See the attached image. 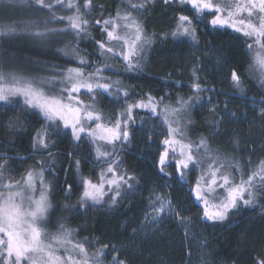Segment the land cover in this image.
Returning <instances> with one entry per match:
<instances>
[{"label":"trees","instance_id":"16d2710c","mask_svg":"<svg viewBox=\"0 0 264 264\" xmlns=\"http://www.w3.org/2000/svg\"><path fill=\"white\" fill-rule=\"evenodd\" d=\"M75 2L83 12V0ZM92 5L91 14L86 17L87 31L79 37L66 34L63 38L67 44L79 46L88 65L92 66L94 60H99L103 67L107 63L105 78L120 82L119 94L115 90L111 95H96L95 105L100 112L114 119L129 101L149 96L163 98L162 104L178 107L180 100L190 97L195 100L193 84L199 83L204 89L199 95L200 102L181 114L190 120L185 125L187 139L195 143L206 138L224 162H239V171L227 170L231 179L236 183L247 179L264 161V116L257 108H264V86L254 71L251 50L247 47L253 41L230 29L212 27L210 14L196 25L198 43L194 46L191 41L174 40L171 32L177 17L183 14L192 18L190 6L152 0L144 10L132 12L152 42L145 48L140 70L128 72L118 58L106 60L101 56L97 41L107 42L102 21L115 18L118 11H129V0H92ZM2 8L19 14L3 15L2 22L8 24L42 21L47 17L46 10L39 15L20 7L9 8L3 2ZM181 8L185 10L180 11ZM55 11L58 15L72 14L59 7ZM97 20L101 23H95ZM55 25L62 27L65 22ZM0 52L42 65L77 66L58 53L25 45L2 42ZM233 70L240 76L239 88L231 81ZM123 91L128 92V97L123 96ZM16 105L17 102L0 105V163L6 162L3 174L10 175L8 171L16 169V177H21L30 170L38 173L43 162V176L50 184L52 203L46 221L50 232H56L63 224L73 230V240L85 243L90 256L108 245L103 248L107 254L104 261L111 262L116 256L126 264H253L255 257L264 254V197L257 195L254 206L239 203L223 222L204 221L201 205L189 195V189L201 176L200 170L188 171L186 186L177 183L174 165L165 169L171 179L160 174L159 136L150 137L137 127H131L127 144L118 145L117 170L136 177L133 190L115 205L106 194L100 204L81 208L83 179L100 183L106 163L96 158L90 142L74 140L62 127L57 131L49 129L46 138L49 147L40 148L37 136L44 133L46 122L40 115ZM69 185L71 195L66 193ZM154 192L170 194L173 204L190 218L187 228L172 215H164L159 223L152 221L155 213L149 209Z\"/></svg>","mask_w":264,"mask_h":264},{"label":"snow or ice","instance_id":"6c2138e0","mask_svg":"<svg viewBox=\"0 0 264 264\" xmlns=\"http://www.w3.org/2000/svg\"><path fill=\"white\" fill-rule=\"evenodd\" d=\"M2 2L9 8L20 7L34 12L46 10L47 18L42 21L30 20L0 26V37H11L21 32L38 39L61 34H74L79 37L81 33L87 31L89 20L86 17L91 14L93 7L92 0H83V12L75 0H2ZM151 2L152 0L138 2L129 0V11L124 13L118 11L115 18L110 17L102 21L107 42L97 41L100 55L106 60L118 58L123 62L124 71L140 70L145 48L152 42L151 37L144 34L140 22L132 15L133 11L144 10ZM163 2L166 5L173 3L190 5L192 18L183 14L177 17L176 26L171 32L174 40L191 41L194 46L198 43L196 25L211 13L213 18L210 24L213 27L232 28L253 41L247 45L249 50L253 49V44L264 50V0L244 2L163 0ZM57 7L67 9L72 14L58 15L55 11ZM244 13H247L246 18L243 17ZM254 13L257 14V22L252 20ZM65 21L67 24L65 28L53 26L57 22ZM95 23L100 24L101 21L97 20ZM65 54L79 57L75 49L66 50ZM78 62L80 65L87 64L83 57H79ZM253 64L261 70L260 83L264 86V51L256 53ZM107 67L106 63L104 68L97 67L92 73H86L83 67L68 68L66 72L61 73L59 79L50 77L47 80H38L18 71L0 67V102L8 104L11 98H18L17 108L38 114L46 122L44 133L37 136V145L40 148L48 149L46 138L49 129L57 131L61 125L64 129L71 130L70 134L76 141L81 140L82 134H86L87 138L93 141H103L112 146L110 150H102L98 145L95 147L97 159H103L107 167L101 172L100 183L93 184L91 180L83 179L81 208L89 201L93 204L101 203L105 194L109 196L111 204L115 205L133 190L136 177L127 171L117 170L120 165L117 141L121 143L128 141L127 127L129 121L133 119L135 108L147 109L153 115L159 116L167 128V136L162 141L165 147L157 162L160 174L171 179V174L165 169L174 162L176 181L181 186H186L188 171L200 170L201 176L197 178L195 186L189 189V195L193 196L195 201L202 202L203 219L223 222L239 203L254 206L257 203V195L264 197V191H261L264 189V161L260 162L258 168L253 170L247 179L242 178L236 183L227 170L234 168L239 171L238 161L224 162L211 148L206 138L202 137L195 143L187 139L185 125L190 123V120L181 114L191 111L195 103L200 102L199 95L204 89L199 83L193 84L195 100L190 97L188 100H180L178 107H171L167 104L162 105L163 98L158 102L149 96L147 102L141 100L136 104H127L125 110L119 114L120 118L115 119L109 126L102 123V116L95 109L97 90L109 93L115 88L118 94L121 92L119 81L104 77L103 73ZM231 81L235 87L241 86L240 76L235 70L231 72ZM81 89L91 94V104H85L79 99L77 94ZM123 96L128 97V92L123 91ZM86 121L95 122V127L86 128ZM12 126L10 123L9 127ZM48 154L51 155V152ZM41 165L38 173L30 170L22 181L13 182L3 180L6 162L0 163V264H104L107 254L103 248H107L108 245H104L90 256L84 242L72 239V229L60 224L56 232L48 230L46 221L51 203L49 189L43 179V162ZM37 182L41 186L38 197L35 195ZM205 187L224 188L226 195L222 200L210 205L204 194ZM68 188L70 191L71 185ZM169 196L170 194L154 192L149 209L151 213H155L151 217L152 221L159 223L164 215H172L187 228L190 218L178 210V206L173 204ZM112 264L126 262L113 256ZM253 264H264V254L255 257Z\"/></svg>","mask_w":264,"mask_h":264},{"label":"rangeland","instance_id":"374dc122","mask_svg":"<svg viewBox=\"0 0 264 264\" xmlns=\"http://www.w3.org/2000/svg\"><path fill=\"white\" fill-rule=\"evenodd\" d=\"M241 2H244V0H241ZM36 13L40 15V12H36ZM3 15H16L17 16L19 14H18V12H11V10H9L7 8H2V0H0V26L10 25L11 23L8 24L7 22H2V16ZM210 15H211V19H212L213 14L210 13ZM243 17L246 18L247 13H244ZM252 20L254 22H257V14L256 13H254ZM23 22H26V21H23ZM12 24H14V23H12ZM53 26L58 27L55 24ZM40 27L42 29L43 25H40ZM65 27H67L66 21H65V25H63L62 27H58V28H65ZM214 28L230 29V30L236 32L234 29L228 28L226 26L224 28H220L219 26H216ZM237 33H240V32H237ZM240 34H242V33H240ZM63 35H66V34L50 36L47 39H38V38H36V37L26 33V32H21L18 35H14L11 37H0V44L2 45V42H4L5 44L9 43V44L20 45V46L25 45L27 47L35 48V49L40 50V51H46V52L51 51V52L58 53L61 56L72 60L77 66L61 68V67H58L55 65H42V64H38L36 62H32L30 59L22 60V59H18V58L12 57V56L5 55L4 53L0 52V67H5L8 70L18 71L19 73H21L23 75L34 77V78H37L38 80H47L50 77H56L57 79H59L61 76V73L66 72V70L68 68L83 67L86 73H92L94 71V69L97 67L104 68L102 65H100L99 60H94L92 66L88 65V63L86 65H80L78 62L79 57H83L84 59H85V57L79 52V50H78L79 46H77V45L75 46V43L73 45H71L70 43L67 44V42H65V39L63 38ZM71 36L76 37V36H74V34H71ZM115 43L116 42H114V44ZM69 49H75L79 53V57L72 56V55H66L65 52H66V50H69ZM258 51H264V50H261L259 48V46L253 44V49L251 50L252 57H254ZM254 71L257 73L258 76H260L261 70L259 69L258 66L254 65ZM103 75H104V73H103ZM114 91H115V88L111 89L109 93H104L102 90H97L95 93V97L97 94H102L104 96L111 95V94L115 93ZM77 95L79 96V99L82 100L85 104H91L92 103V100L90 99L91 94L87 93L86 90L81 89V91ZM147 99H148V97H144V98L142 97V98H139L136 100L129 101L127 104H136L141 100L147 102ZM155 100L159 102L161 99H159V100L155 99ZM13 102H18V98H11V102L8 104H5L4 102H0V105L1 104L9 105ZM127 104H126L125 108L127 107ZM162 105H161V107H162ZM257 108H258V113L261 114L262 116H264V111H262V109H264V108H262V107H257ZM95 109L97 112H99L101 114L102 123H104L105 125L111 126V122H113L117 118H120L119 117L120 113L114 119H110V118L105 117V115L100 112V110L97 108L96 105H95ZM85 125H86V128H88V127L94 128L95 122H87L86 121ZM61 127H62V125H61ZM131 127L139 128L142 133H145L150 137H153V135L157 134L159 136L160 141H161L160 147H159V155H160V153L164 150V147H165L163 145L162 141L167 136V128H166V126L163 125L161 118L159 116L153 115L147 109H140V108L133 109V119H132V121H129L128 127H127V131L129 132L128 141L126 143H121L120 141H117V145L127 144L130 141V137H131L130 129H131ZM64 130H67L69 133H71L70 129H64ZM86 141L90 142L94 146V149L97 145L100 146L102 148V150H110L112 147L111 145H108L103 141H99V140L93 141V140L87 138L86 134H82V138L78 142L85 143ZM96 158H97V156H96ZM171 163H172V165H174V162H171ZM170 168H171V166L167 167L166 169H170ZM8 173H11V174L10 175L8 174L9 176L6 174H3V180L4 181H8V180H11L13 182L22 181L26 177V174H27L26 173L25 175H23L21 177H16V169L10 170V171H8ZM38 179L39 178H37V180ZM43 179L45 181V184L48 186V189H49L48 196H49V200L51 203L50 184L44 176H43ZM92 183L98 184V183H94V182H92ZM202 184H203V182H202ZM40 188H41V186L37 182L36 193H35V195L37 197L39 195ZM66 193H67V195H71V190L69 191V188H68L66 190ZM204 194L206 195V198L208 199L209 204L211 205L214 202L222 200L224 198V196L226 195V192H225L224 188H220V187H215L214 189L205 187L204 188ZM105 195L103 196L102 201L104 200ZM197 203H199L203 209L202 202H197ZM87 204H93V203L91 201H89ZM51 206H52V203H51ZM50 210H51V208L49 209V211ZM203 220L206 222H211V221H207L205 219H203ZM104 264H112V261L109 262L108 260H106V261H104Z\"/></svg>","mask_w":264,"mask_h":264}]
</instances>
